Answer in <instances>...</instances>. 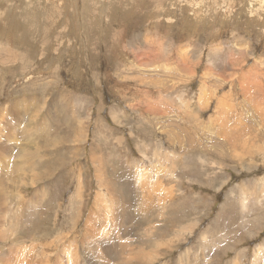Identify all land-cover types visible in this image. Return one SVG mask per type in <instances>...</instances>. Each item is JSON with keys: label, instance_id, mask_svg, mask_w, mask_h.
<instances>
[{"label": "rangeland", "instance_id": "1", "mask_svg": "<svg viewBox=\"0 0 264 264\" xmlns=\"http://www.w3.org/2000/svg\"><path fill=\"white\" fill-rule=\"evenodd\" d=\"M251 1L0 0V264H264Z\"/></svg>", "mask_w": 264, "mask_h": 264}, {"label": "crops", "instance_id": "2", "mask_svg": "<svg viewBox=\"0 0 264 264\" xmlns=\"http://www.w3.org/2000/svg\"><path fill=\"white\" fill-rule=\"evenodd\" d=\"M71 92V91H70ZM77 93H71V94H68L67 96H68V99H69V103H65L64 105H62V106H60V107H58V108H51V110H49L50 112H48L46 115H45V117H44V119L47 117H49L50 118V120L51 121H54V123H55V125L53 126V127H60L65 121H66V119H67V116H66V114H67V108H70V109H72L71 107H69L70 106V104H77V106L78 105H81L82 104V102H83V98H82V96L81 95H77ZM42 98H43V94H41L40 95ZM71 96H73L72 98H71ZM29 98V97H28ZM27 98V99H28ZM71 98V99H70ZM27 99H25L26 101H24V100H21L22 101V103L24 104V106L26 107V103H27ZM66 99V98H65ZM37 100H38V103H39V99L38 98H36V102H35V106L37 107V114L40 112V110H45V108L44 107H42V106H40V105H37L38 103H37ZM72 100H75V102H71ZM27 109H28V107H26ZM40 109V110H39ZM29 110V109H28ZM39 110V111H38ZM8 111V110H7ZM71 111V110H70ZM5 114H7V113H5ZM12 115V117L10 118V120H11V122H13L12 120H14V119H18V118H20L21 117V112H17L16 114H11ZM63 115H64V117H63ZM78 117H80V114H76ZM60 119V121H56V120H59ZM62 119V120H61ZM72 119L74 120V118L72 117ZM70 120V119H69ZM39 121V116H38V120L37 121H35V122H38ZM75 121V120H74ZM34 122V123H35ZM33 123V124H34ZM50 126V125H49ZM53 127H50V130H49V133H50V135L48 136V140L50 141L51 139H53L55 136H54V133L56 132V131H58V128L57 129H54ZM31 129H34V125H33V128H31ZM43 133H42V130H41V133H39L38 135H37V138L39 137V136H45V134H46V129H44L43 128ZM52 130H53V133H52ZM18 133V132H17ZM16 142H14V144H15ZM36 142H33L32 144L31 143H29V144H31V145H29V146H27V149H28V152H29V150L30 149H33L34 148V144H35ZM11 145H12V142H11ZM12 148H13V146H12ZM14 149V148H13ZM91 157H92V155H90ZM112 157L114 156L113 154L111 155ZM96 157H97V155H96ZM90 161H91V163H92V160H91V158H90Z\"/></svg>", "mask_w": 264, "mask_h": 264}, {"label": "bare ground", "instance_id": "3", "mask_svg": "<svg viewBox=\"0 0 264 264\" xmlns=\"http://www.w3.org/2000/svg\"><path fill=\"white\" fill-rule=\"evenodd\" d=\"M253 1V0H252ZM252 1L250 2V3H252ZM203 10V9H202ZM249 10V9H248ZM197 20V19H196ZM204 23V22H203ZM247 74V73H246ZM243 79V78H242ZM245 80V79H244ZM223 94V93H222ZM203 103V102H202ZM27 104V103H26ZM21 106H22V104H21ZM23 107H25V106H23ZM29 107V106H28ZM221 116V115H220ZM0 117H2V116H0ZM2 120H0V123H2L1 122ZM1 127V126H0ZM0 130H1V128H0ZM5 133V132H4ZM5 137V136H4ZM97 159V158H96ZM27 162V161H26ZM24 165V164H23ZM25 166V165H24ZM24 169V168H23ZM104 175V174H103ZM103 177V176H102ZM141 177V176H140ZM106 179H108V178H106ZM105 181V180H104ZM101 188V187H100ZM119 189V188H118ZM102 190V189H101ZM103 192V191H102ZM101 193V192H100ZM113 194V193H112ZM105 198V197H104ZM111 199V198H110ZM113 199V198H112ZM72 202V201H71ZM106 202V201H105ZM106 205H107V203H106ZM104 216V215H103ZM89 218L87 219V224L88 223H90V225H93V220L90 218V216H88ZM93 228H95L94 226H93ZM86 233V235H87V233L88 232H85ZM93 233V232H92ZM89 236V235H88ZM91 236V235H90ZM94 236V235H93ZM92 237V236H91ZM90 237V238H91ZM87 241V240H86ZM73 243L74 242H70L68 245H66L67 246V248L64 250V248L66 247V246H64L61 250L63 251V252H65V253H67V256L70 258V257H72V256H75V254H74V252H73V249H72V246H73ZM91 247H93V246H91ZM76 249V248H75ZM261 248H259V250H260ZM258 252V251H257ZM45 255V254H44ZM72 255V256H71ZM47 257V256H46ZM45 258V257H44ZM48 259V258H47ZM73 259V258H72ZM76 259V258H75ZM258 258H257V256L255 255V261L257 260ZM57 260H58V258H57ZM56 259H55V262L57 261ZM49 261V260H48ZM72 262H73V260H72ZM57 264H58V262H57Z\"/></svg>", "mask_w": 264, "mask_h": 264}]
</instances>
